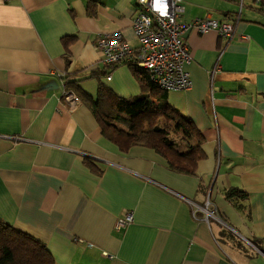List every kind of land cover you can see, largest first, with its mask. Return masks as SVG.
I'll return each instance as SVG.
<instances>
[{
  "label": "crops",
  "instance_id": "1",
  "mask_svg": "<svg viewBox=\"0 0 264 264\" xmlns=\"http://www.w3.org/2000/svg\"><path fill=\"white\" fill-rule=\"evenodd\" d=\"M137 5L0 0V218L44 241L56 264H264V0H184L181 21L238 19L229 41L186 32L192 88L165 93L203 136L190 175L153 148L121 150L84 100L64 98L73 80L94 97L100 83L142 92L129 65L107 63L97 46L116 31L138 46ZM232 187L247 197L227 198ZM209 195L220 222L193 215ZM125 210L134 219L118 231Z\"/></svg>",
  "mask_w": 264,
  "mask_h": 264
},
{
  "label": "trees",
  "instance_id": "2",
  "mask_svg": "<svg viewBox=\"0 0 264 264\" xmlns=\"http://www.w3.org/2000/svg\"><path fill=\"white\" fill-rule=\"evenodd\" d=\"M63 40L67 46L73 37ZM66 60L70 62L68 56ZM128 65L140 81L142 92L138 95L122 97L100 83L94 97L80 89L75 80L66 81L65 88L77 93L89 105L103 134L121 150L136 145L153 148L167 159L171 169L194 174L198 161L205 157L200 146L203 142L201 131L189 116L169 103L166 91L151 82L146 69L136 64ZM113 68L108 66L104 73ZM85 161L96 173H101L93 160L87 158ZM236 195L247 197V193L237 187L226 192L227 198ZM252 242L260 247L256 239ZM0 264H56V260L44 241L0 218Z\"/></svg>",
  "mask_w": 264,
  "mask_h": 264
},
{
  "label": "built area",
  "instance_id": "3",
  "mask_svg": "<svg viewBox=\"0 0 264 264\" xmlns=\"http://www.w3.org/2000/svg\"><path fill=\"white\" fill-rule=\"evenodd\" d=\"M137 3L132 26L138 46L134 47L125 40L121 31L100 34L97 46L109 64H136L146 69L151 82L163 91L192 88L191 72L187 69L192 54L185 37L186 32L195 30L207 33L215 30L220 37L228 41L236 32L238 19L218 20L205 17L188 22L181 21L180 16L185 10L184 0H137ZM162 11L165 14H162ZM220 67L217 65L212 75ZM64 98L71 107L81 103V98L73 91L65 90ZM192 211L196 219H199L198 213L202 212L201 219L220 222L218 208L210 195L203 206H197L193 202ZM133 219V211L125 210L117 219L115 229L118 231L124 229L133 222ZM75 240L84 242L83 238ZM249 243L255 247L253 243Z\"/></svg>",
  "mask_w": 264,
  "mask_h": 264
},
{
  "label": "clouds",
  "instance_id": "4",
  "mask_svg": "<svg viewBox=\"0 0 264 264\" xmlns=\"http://www.w3.org/2000/svg\"><path fill=\"white\" fill-rule=\"evenodd\" d=\"M159 6V5H158ZM162 14H165L163 11H162Z\"/></svg>",
  "mask_w": 264,
  "mask_h": 264
},
{
  "label": "bare ground",
  "instance_id": "5",
  "mask_svg": "<svg viewBox=\"0 0 264 264\" xmlns=\"http://www.w3.org/2000/svg\"><path fill=\"white\" fill-rule=\"evenodd\" d=\"M66 89V88H65ZM67 90V89H66Z\"/></svg>",
  "mask_w": 264,
  "mask_h": 264
},
{
  "label": "water",
  "instance_id": "6",
  "mask_svg": "<svg viewBox=\"0 0 264 264\" xmlns=\"http://www.w3.org/2000/svg\"><path fill=\"white\" fill-rule=\"evenodd\" d=\"M247 241V240H246ZM249 242V241H248Z\"/></svg>",
  "mask_w": 264,
  "mask_h": 264
}]
</instances>
